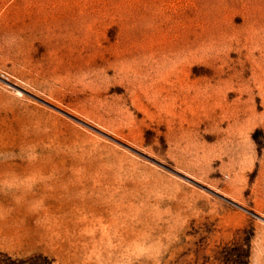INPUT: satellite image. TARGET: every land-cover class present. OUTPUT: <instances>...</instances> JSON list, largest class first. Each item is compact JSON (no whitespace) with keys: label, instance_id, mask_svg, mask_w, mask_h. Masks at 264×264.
Here are the masks:
<instances>
[{"label":"rangeland","instance_id":"1","mask_svg":"<svg viewBox=\"0 0 264 264\" xmlns=\"http://www.w3.org/2000/svg\"><path fill=\"white\" fill-rule=\"evenodd\" d=\"M0 264H264V0H0Z\"/></svg>","mask_w":264,"mask_h":264}]
</instances>
